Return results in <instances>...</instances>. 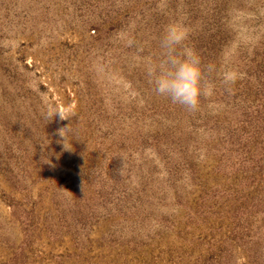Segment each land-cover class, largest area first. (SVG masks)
I'll return each instance as SVG.
<instances>
[{"label":"rangeland","instance_id":"374dc122","mask_svg":"<svg viewBox=\"0 0 264 264\" xmlns=\"http://www.w3.org/2000/svg\"><path fill=\"white\" fill-rule=\"evenodd\" d=\"M177 20L195 113L144 66ZM0 264H264V0H0Z\"/></svg>","mask_w":264,"mask_h":264},{"label":"clouds","instance_id":"9594fccd","mask_svg":"<svg viewBox=\"0 0 264 264\" xmlns=\"http://www.w3.org/2000/svg\"><path fill=\"white\" fill-rule=\"evenodd\" d=\"M189 36L190 28L183 21L168 24L160 39L159 56L146 57L144 66L157 96L170 99L189 113H195L200 110L202 98L207 99L214 94L215 84L206 77L209 69L203 65L201 56L186 43ZM218 76L229 90L243 79V73L227 66L219 70ZM59 115L61 119H67L62 113ZM64 129L59 130L62 137H65ZM64 146L68 149L65 143Z\"/></svg>","mask_w":264,"mask_h":264}]
</instances>
